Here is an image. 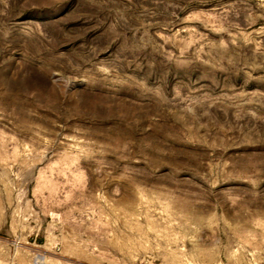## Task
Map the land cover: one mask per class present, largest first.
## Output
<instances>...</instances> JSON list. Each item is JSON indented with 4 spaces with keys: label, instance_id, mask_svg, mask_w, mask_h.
<instances>
[{
    "label": "rangeland",
    "instance_id": "rangeland-1",
    "mask_svg": "<svg viewBox=\"0 0 264 264\" xmlns=\"http://www.w3.org/2000/svg\"><path fill=\"white\" fill-rule=\"evenodd\" d=\"M0 264H264V0H0Z\"/></svg>",
    "mask_w": 264,
    "mask_h": 264
}]
</instances>
